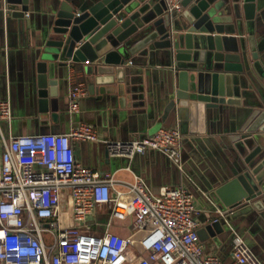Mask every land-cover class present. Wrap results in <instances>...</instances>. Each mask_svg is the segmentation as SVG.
<instances>
[{"label": "crops", "instance_id": "obj_1", "mask_svg": "<svg viewBox=\"0 0 264 264\" xmlns=\"http://www.w3.org/2000/svg\"><path fill=\"white\" fill-rule=\"evenodd\" d=\"M60 1L0 0V99L11 103L9 123L0 121L4 135L66 131L70 124L86 122L96 129L98 137L127 139L150 133L158 126L177 125L182 132V169L156 149L130 158L115 156L107 152L103 142L94 140H73L75 158L100 173L111 174L114 187L119 189H124L134 174L155 190L160 185L182 182L193 192L199 228L209 223V217L218 216L214 207L221 205L220 209L229 212L227 221L218 218L220 228L204 232L205 250L230 262L229 222L264 264V178L261 182L253 180L257 195L232 206L223 205L214 192L245 167L244 158L251 147L243 145L238 150L242 133L248 134L253 147L260 146L252 157L254 168L264 158V0H255L260 4L254 25L257 58L251 55L243 14L238 29L230 21L226 24L233 29L231 36L245 39L244 54L250 69L248 74L235 70L224 73L225 95L218 102L211 99L212 80L209 72L203 71L206 68L176 67L177 61L158 38L129 53L123 62L84 59L59 66L47 75L46 86H41L36 63L45 30ZM151 11V7L143 12L135 9L134 20H129L126 30L119 34L133 31L140 18ZM78 83L85 93L79 98L78 111L69 113L68 91ZM106 220V209L101 206L87 217L96 231L102 230Z\"/></svg>", "mask_w": 264, "mask_h": 264}, {"label": "built area", "instance_id": "obj_2", "mask_svg": "<svg viewBox=\"0 0 264 264\" xmlns=\"http://www.w3.org/2000/svg\"><path fill=\"white\" fill-rule=\"evenodd\" d=\"M164 3L173 16L185 12L182 0ZM84 93L80 83L69 89V113ZM10 119V100L0 99V121ZM73 140L101 141L110 155L129 158L156 149L182 169L177 125L127 139L98 137L86 122L57 132L6 136L0 129V264H263L229 222L230 262L205 250L193 192L182 182L155 190L134 174L116 188L111 174L76 160ZM97 206L107 212L101 231L87 221ZM213 209L218 216L209 223L227 221L228 210Z\"/></svg>", "mask_w": 264, "mask_h": 264}, {"label": "water", "instance_id": "obj_3", "mask_svg": "<svg viewBox=\"0 0 264 264\" xmlns=\"http://www.w3.org/2000/svg\"><path fill=\"white\" fill-rule=\"evenodd\" d=\"M182 4L187 7L186 12L173 16L174 13L165 11L164 0H94L91 3L61 0L52 13L39 51L40 60L36 63L39 84L45 87L48 74L75 61L123 62L129 53L158 38L170 57L177 61L176 67L206 68L203 71L209 72L212 80L211 99L221 101L225 95L224 73L235 70L248 74L250 69L244 54L245 39L231 36L229 32L233 29L226 24L230 21L238 29L242 22L240 14H243L251 55L257 58L259 43L254 40V25L260 15L256 12L260 4L255 0H184ZM149 7L152 11L140 18L133 31L119 34L126 30L129 20H134L135 9L143 12ZM197 60L201 62L197 64ZM232 80L235 81L234 76ZM51 116L55 118V113ZM247 135L242 133L237 143L238 150L243 145L251 147L244 158L245 167L214 190L226 206L257 195L253 180L261 182L264 178V158L255 168L251 163L260 146L253 147ZM220 222L216 220L198 228L200 239L204 240L207 230L212 233L220 228ZM136 248H140L138 243Z\"/></svg>", "mask_w": 264, "mask_h": 264}, {"label": "rangeland", "instance_id": "obj_4", "mask_svg": "<svg viewBox=\"0 0 264 264\" xmlns=\"http://www.w3.org/2000/svg\"><path fill=\"white\" fill-rule=\"evenodd\" d=\"M46 237H49L48 234L45 235Z\"/></svg>", "mask_w": 264, "mask_h": 264}]
</instances>
